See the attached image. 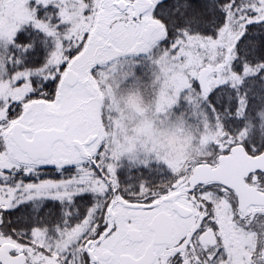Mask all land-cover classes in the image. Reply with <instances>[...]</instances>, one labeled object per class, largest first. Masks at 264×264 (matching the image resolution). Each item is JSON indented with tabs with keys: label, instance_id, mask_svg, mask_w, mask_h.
<instances>
[{
	"label": "flooded vegetation",
	"instance_id": "1",
	"mask_svg": "<svg viewBox=\"0 0 264 264\" xmlns=\"http://www.w3.org/2000/svg\"><path fill=\"white\" fill-rule=\"evenodd\" d=\"M144 3L147 9L136 15ZM150 4L133 0L134 16ZM19 116L13 127L24 124ZM108 145L89 152L75 140L84 168L62 157L50 164L53 150L48 159L34 160L16 145L45 164L0 168V264H264V204L242 209L237 191L214 172L234 145L252 157L264 148L237 143L180 166L164 155L147 158L141 149L133 162L129 143L120 156ZM244 181L264 195V171ZM45 198L46 213L15 211L22 202L30 209Z\"/></svg>",
	"mask_w": 264,
	"mask_h": 264
},
{
	"label": "rangeland",
	"instance_id": "2",
	"mask_svg": "<svg viewBox=\"0 0 264 264\" xmlns=\"http://www.w3.org/2000/svg\"><path fill=\"white\" fill-rule=\"evenodd\" d=\"M46 1L0 0V42L7 43L19 22L33 15L32 3L37 5ZM121 1L127 4L126 10L118 6ZM150 1L147 12L136 18L132 9L133 0H99L90 16L75 21L79 33H86L85 41L81 51L67 61L54 94L45 99L31 98L25 101L20 116L0 124L1 169H34L45 164L43 161L28 159L12 141L10 133L18 116V120L30 126L32 132L39 128H63L65 122H69L68 138L71 145L55 143L53 159L49 162L55 165L59 164L58 158L62 157L70 158L71 164L84 168L87 162L74 146L75 140L83 143L89 152L108 148L109 143H116V146L125 149L123 144L126 146L129 143L126 150L130 149L127 154L133 162L136 161L137 150L141 149L147 158L154 154L164 155L182 162L180 166L185 162L201 163L204 159L212 158L218 151H226L234 144L244 143L238 135L225 132L222 127H218L212 135L208 134L210 128L207 123L202 124L204 127L200 132L201 127L194 121L186 123L171 118L167 113L173 105L171 97L167 94L153 97L150 92L154 87L140 85L136 75L133 76L131 69L125 66V63L129 65L136 57L150 56L167 36L166 27L155 12L163 0ZM70 8L76 10L75 6ZM146 22L157 26L149 43L141 38ZM235 40L236 35L225 26L215 38H197L191 40V43L203 44L206 54L204 58L210 60L216 56L219 61L229 56ZM69 69L79 75L74 86L65 81ZM209 69L215 70L212 63L200 62L196 69L188 72V78L182 80L183 88H190L191 80L198 81L203 88L211 86L215 78L209 73L206 83L200 82L203 71ZM3 71V62H0V74ZM155 79L154 75L152 80ZM29 104L32 105L30 111ZM112 123L119 127L114 128ZM110 126L113 130L109 129ZM111 131L114 136L109 137ZM32 132L27 136L31 137ZM89 139L96 140L88 145ZM250 142L245 141L246 144H252ZM152 151L155 152L151 154ZM19 197L23 195L19 194Z\"/></svg>",
	"mask_w": 264,
	"mask_h": 264
},
{
	"label": "trees",
	"instance_id": "3",
	"mask_svg": "<svg viewBox=\"0 0 264 264\" xmlns=\"http://www.w3.org/2000/svg\"><path fill=\"white\" fill-rule=\"evenodd\" d=\"M181 2L189 4L188 14L198 23H183L180 14H174L176 0L161 1L155 12L166 27V38L150 56L136 57L125 66L131 70L135 66L140 85L154 87L150 92L153 97L164 94L171 97L173 105L167 111L171 118L186 123L194 121L201 127L200 132L202 124L207 123L208 134L212 135L222 127L223 131L238 135L244 143L251 141L256 147L264 148V137L258 132L264 99H253L258 88L248 90L252 84H264V53L260 51V42L264 39V0ZM98 3L99 0L32 3L33 15L19 22L7 43L0 42L4 70L0 74V124L19 115L25 101L54 94L67 61L81 51L85 41L86 33L80 34L74 23L90 16ZM72 6L76 7L75 11L71 10ZM225 26L236 35L229 56L219 61L216 56L210 60L204 58L203 44L193 45L191 40L215 38ZM200 62L212 63L215 67L214 71L208 70L215 78L211 86L203 88L198 81L191 80V87L183 88L182 80ZM209 93L218 101L214 106L200 103ZM111 126L109 129L113 130ZM252 127L257 128L256 134L251 132ZM112 148L117 156L121 155L122 146L115 143Z\"/></svg>",
	"mask_w": 264,
	"mask_h": 264
},
{
	"label": "water",
	"instance_id": "4",
	"mask_svg": "<svg viewBox=\"0 0 264 264\" xmlns=\"http://www.w3.org/2000/svg\"><path fill=\"white\" fill-rule=\"evenodd\" d=\"M148 4L144 3L143 8L136 15L144 12ZM118 6L121 9H125L126 3L121 1L118 3ZM155 31L156 24L149 23L141 33L142 40L149 43ZM206 73L207 71L203 72L202 80H204ZM78 80L79 75L70 69L66 74V83L74 86ZM29 109H31V106ZM68 128L69 122H66L61 129L41 128L34 131L32 138H27L25 132L30 131L31 128L17 123L13 128L11 137L21 150L27 153L32 159H48L52 155L53 146L57 141H62L67 146L70 145L67 136ZM202 167L204 166L199 168ZM259 170L264 171V152L259 156L252 157L246 153L244 146L234 145L228 156L220 158V165L214 172L217 174L216 179H219L223 184L237 191L241 208L244 209L249 204H264V195L248 187L244 181V178L250 173ZM236 175H238V178H236Z\"/></svg>",
	"mask_w": 264,
	"mask_h": 264
},
{
	"label": "snow or ice",
	"instance_id": "5",
	"mask_svg": "<svg viewBox=\"0 0 264 264\" xmlns=\"http://www.w3.org/2000/svg\"><path fill=\"white\" fill-rule=\"evenodd\" d=\"M189 4L187 2H181V0H176L175 8H174V14L178 13L180 16L183 18V23L186 24H191V23H198V21L195 19L194 16L188 14V9H189ZM181 9L184 11L182 12ZM176 23V21H174ZM260 51L264 53V39L261 40L260 42ZM136 69L135 66H132L131 74L135 76ZM258 88V91H256L253 95V99L260 98L264 99V84H261L259 86L252 84L249 86V91H253ZM213 93H209L207 96L203 97L200 99L201 104H209L211 106H214L218 101L213 100ZM247 103L245 104V110H247ZM251 132L253 134H256L257 128L252 127ZM258 132L261 137H264V112L260 113V123L258 125ZM49 198H45L40 201V203H33L32 207L29 209L25 206V204L22 202L17 208L15 209L16 212H32L34 214H39V213H46L48 211L47 209V203L46 201Z\"/></svg>",
	"mask_w": 264,
	"mask_h": 264
}]
</instances>
